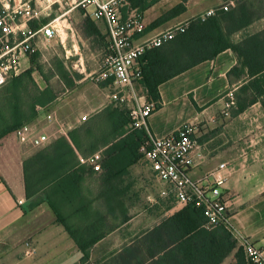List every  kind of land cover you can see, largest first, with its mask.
I'll return each mask as SVG.
<instances>
[{
    "label": "trees",
    "instance_id": "obj_1",
    "mask_svg": "<svg viewBox=\"0 0 264 264\" xmlns=\"http://www.w3.org/2000/svg\"><path fill=\"white\" fill-rule=\"evenodd\" d=\"M158 1L131 0L130 3L131 8L143 14ZM188 1L179 0L178 5L154 26L184 14ZM234 2L235 5L229 11L219 7L205 20H192L185 26L184 32H179L173 40L143 55L140 60L143 73L140 83L146 91V102L156 105L154 112L162 107L160 85L213 60L227 50H231L237 59V65L230 70L228 78L232 84L239 83L234 92L235 106L231 109V118L238 117L257 103L264 109V28L254 33L249 31L255 23L264 19V0ZM82 12L85 13L84 10ZM48 20L31 22L30 27L37 29L39 24H45ZM92 20H87L89 24L86 29L91 27L90 35L103 41L105 51L108 46L107 30L104 33L99 28L98 21ZM31 59L33 66L30 69L11 77L0 87V142L14 135L22 126L32 123L41 108L57 100L59 94L49 85L50 79L58 76L66 87H74L72 74L59 57L52 60L47 73L44 66L37 65L38 53ZM35 72H39L48 83L46 89H40L34 78ZM77 78L80 79L79 76ZM102 85L106 87L108 83ZM193 103L197 108L196 103ZM130 124L129 107L113 102L72 129L68 137L58 138L24 162L26 195L30 200V209L48 203L82 253V264L92 263L91 252L102 239L99 237L106 234V231L102 232V228H106L108 215L120 223L131 219L129 208L123 201L129 187L122 188L119 185L130 174V169L142 160L140 148L147 134L145 130L130 131ZM97 152L102 153L103 172L100 177L105 186L97 198L102 203L100 208H94V200L82 190L86 175L94 172L80 161V158H88ZM66 207H72L70 218H76L82 223L81 226L76 228L69 225V217L64 214ZM206 223L203 210L190 204L162 221L159 226L144 232L140 247L127 248L123 253L113 254L93 264H146L161 255L165 264H184L180 256L191 251L198 240L202 239L200 244L208 246L217 244L213 239H216L214 237L218 231L231 236L224 228L207 230ZM111 229L114 230L113 225ZM85 233H93L95 237L86 239ZM234 248H237V244ZM233 264H245L242 248L237 249Z\"/></svg>",
    "mask_w": 264,
    "mask_h": 264
},
{
    "label": "crops",
    "instance_id": "obj_2",
    "mask_svg": "<svg viewBox=\"0 0 264 264\" xmlns=\"http://www.w3.org/2000/svg\"><path fill=\"white\" fill-rule=\"evenodd\" d=\"M24 2L26 0H16L17 4ZM167 3L168 0H159L143 14L140 13L145 31L134 36L135 44H140L161 32L186 26L192 20L206 15L221 5L220 0L213 4H207V0H189L184 14L154 26L167 12L178 5L179 0H173L169 7ZM11 5H14L13 1ZM82 15L87 14L82 12ZM51 18L52 15L48 16L47 20H49L45 24L49 23ZM263 21L264 19L261 23ZM22 22L23 19L19 18L16 24L20 25ZM98 25L102 31L106 32L105 24L98 21ZM250 29L249 31L254 33ZM58 37L51 41H46L44 38L38 39L41 58L38 59L37 65L45 64L44 69L47 71L51 67V62L43 60V50ZM62 42L63 40L57 42L60 48L63 47ZM57 55L60 58V55ZM31 57L22 60V72L33 66ZM101 58L99 53L93 72L99 70ZM60 60L65 64L62 58ZM236 65L235 54L227 50L213 60L206 61L163 83L159 87L162 107L149 119V128L155 137H165L178 131L184 124L192 122L199 127L200 140L209 130L225 127L230 121L227 126L230 131L229 153H218L214 160H211V153L206 151L207 142L203 141L197 153L196 165L191 171L192 178L198 180L219 164L228 165L224 193L229 197L231 217L229 230L224 229L236 241L237 248L228 259L221 260L218 264H233L237 249L241 248V241L245 239L254 242L264 254V109L260 103H257L238 117L229 120H223L220 117L227 100L226 95L230 91H235L239 84L237 82L232 84L228 78L230 70ZM66 68L72 74L74 87H66L65 82L58 76L52 78L59 82L63 91L55 102L41 108L38 117L30 123L33 137L48 134L51 137L50 143L56 140L54 134L60 126L66 125L68 130H72L82 124L83 116L89 119L112 103L103 85H93L92 88H88L87 85L82 84L85 79H78L67 66ZM34 78L40 89L44 90L48 87V83L39 72L34 73ZM256 128L258 130L255 131V135L253 131ZM48 145L36 147L31 142L22 144L15 135L0 142V264H82V253L48 203H42L30 209V200L27 199L24 162ZM137 166L139 164L134 165L130 172L136 170ZM145 169L147 179L150 178L149 181H151V189L148 192L156 193L159 184L151 172ZM99 177L100 174L97 173L87 174L82 185L84 194L94 200V208L102 207V203H99L97 198L103 191H99L97 184H91ZM104 188L105 186L101 189L104 190ZM183 209L180 205H173L170 210L163 213V216L156 217V225L149 230L162 223L158 221L159 218L163 217L162 221H164ZM71 210L72 207H66L64 214L69 217V225L77 228L82 223L76 218H70ZM133 220L130 219L126 223L117 221L112 224L111 216H107L106 228H102V232L106 231V234L104 237H99L102 239L92 249L91 264L94 261L109 258L113 254L123 253L127 248L140 247V240L144 233L128 234L126 232V228ZM111 225L114 226L113 231ZM134 225L137 226L136 223ZM94 237L93 233H85L86 239ZM27 244H30L34 250L30 255L27 254ZM189 252L186 251L180 256L184 262L186 257H189ZM149 262L165 264L163 255ZM195 263L201 264L198 258Z\"/></svg>",
    "mask_w": 264,
    "mask_h": 264
},
{
    "label": "built area",
    "instance_id": "obj_3",
    "mask_svg": "<svg viewBox=\"0 0 264 264\" xmlns=\"http://www.w3.org/2000/svg\"><path fill=\"white\" fill-rule=\"evenodd\" d=\"M12 1L14 5H11ZM130 1L73 0L76 7L88 12L87 15L96 21H102L108 34V46L101 58L100 68L90 74V80L96 86L108 83L105 89L110 101L125 104L130 109V131L145 130L147 134L140 148L143 155L141 162L159 184L156 193L148 195L149 208L159 210L163 214L173 205L185 208L193 204L203 210L207 230H229V197L224 193L228 165L221 163L202 178L193 179L191 171L202 147L199 127L188 122L172 134L162 138L155 137L149 128V119L156 105L146 102L144 98L141 101L136 92V86L143 78L140 64L143 55L173 40L179 32H184L185 26L161 32L140 44H135L134 36L144 33L145 26L138 10L131 8ZM234 4V0H226L220 8L229 11ZM215 11L211 10L200 18L205 20ZM62 16L32 29L29 23L40 20V11L31 4V0L21 4H17L16 0H0V87L11 77L21 74L24 58L40 53L39 38L51 41L58 37L54 24ZM19 18L23 19V22L17 25ZM234 92L230 91L226 95L227 100L220 114L223 120L231 118V109L235 106ZM87 120L86 116L81 118L82 123ZM70 131L66 125H62L54 136L56 140L68 137ZM14 135L20 143L31 142L36 147L48 145L51 141L48 134L33 137L31 124L22 126ZM101 160V152L88 158H80L82 164L88 165L97 174L103 172ZM241 248L245 264H264V254L254 242L245 239L241 241ZM33 251L31 245L27 244V254L30 255Z\"/></svg>",
    "mask_w": 264,
    "mask_h": 264
},
{
    "label": "rangeland",
    "instance_id": "obj_4",
    "mask_svg": "<svg viewBox=\"0 0 264 264\" xmlns=\"http://www.w3.org/2000/svg\"><path fill=\"white\" fill-rule=\"evenodd\" d=\"M216 1L218 0H207V4H213ZM220 1L222 5L226 0ZM172 3L173 0H168L167 7L171 6ZM31 4L40 11V20L42 22L46 21L47 17L50 15H52L51 20L58 19L62 15H65L54 24L58 30L59 37L54 40L52 44H48V46L45 47L43 50V60L45 62H52V60L58 56L57 54H59L60 58L64 60L66 66L75 76L85 79L82 84L87 85L86 87L88 88H92L94 84L90 80V74L95 73L92 69L97 64L96 60L99 59V53H101V57L104 53L103 41H98L96 40L97 37L90 35L89 30L91 27L86 29V25L89 24L90 21H93V18L91 16L88 17L87 15L83 16L82 9L76 7L73 0H31ZM72 9L75 10L71 11ZM84 12L88 13L87 11ZM126 12L127 10L125 9L124 13ZM88 19L89 22L87 21ZM263 26L264 21L262 23L259 21L255 23L250 30L255 32L260 30V28H263ZM95 35L100 36L98 34ZM61 40H63L62 48H60V45L57 43L61 42ZM39 65L44 66L45 64L40 63ZM49 85L59 95L62 93L63 90L59 82L50 79ZM94 88L96 87L94 86ZM136 92L141 101L142 98L145 99L146 91L141 86V83L136 86ZM256 115L258 116V114ZM229 124L230 121L225 127L223 126L220 129H212V131L209 130L204 138L200 140V143H203V141L207 142L206 151L211 153V160H214V157L218 153H229L230 131L229 127H227ZM257 130L258 128L253 131L254 134ZM138 164L139 166L136 167V170L131 171L128 177L123 179V183L119 185V187L122 188L129 187L128 193L123 197L125 206L129 208L130 217L131 219H134L126 228L128 234L144 233L148 231L151 227L156 225V217L163 216L159 210H152L149 208L147 202L149 195L148 191L151 189V181H149L150 178L147 179L145 172L146 166L143 165L141 161ZM92 183L99 186V191H103L101 188H103L104 185L101 177H99L96 182H91V184ZM152 219H154V221H151ZM162 219L163 217L159 218L158 221L162 222ZM114 222L117 221H113L112 219V224H114ZM135 223L137 226L134 225ZM214 238L216 239H213V241L217 242V244L208 246L204 245V243L200 244L202 239L198 240L191 248V251L188 254L189 257H186L187 259L185 262L188 264H196L195 262L198 258L201 264H215L220 260L228 259L232 255V252H234L236 241L226 233L223 234L222 231L216 232ZM146 264H151V262H147Z\"/></svg>",
    "mask_w": 264,
    "mask_h": 264
}]
</instances>
